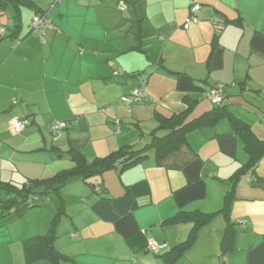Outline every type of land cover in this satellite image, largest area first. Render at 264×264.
<instances>
[{
  "label": "crops",
  "instance_id": "0c3cea01",
  "mask_svg": "<svg viewBox=\"0 0 264 264\" xmlns=\"http://www.w3.org/2000/svg\"><path fill=\"white\" fill-rule=\"evenodd\" d=\"M32 1L19 15L0 8V205L14 196L6 183L74 167L72 148L92 162L165 135L157 113L191 105V120L213 109L207 91L218 83L224 103L264 141V0ZM194 4L199 22L185 28ZM37 10L54 24L43 36L31 28ZM142 81L147 97L123 102ZM23 117L29 125L15 133L13 119ZM56 120L67 123L57 135ZM187 139L159 161L151 149L129 168L74 178L20 215L0 211V264H264V153L234 182L250 154L228 119ZM231 189L229 215L217 214L171 260L193 223L169 219L217 212ZM62 200L54 259L43 236ZM228 225L232 248L224 251ZM150 239L164 244L160 252L147 249Z\"/></svg>",
  "mask_w": 264,
  "mask_h": 264
},
{
  "label": "trees",
  "instance_id": "16d2710c",
  "mask_svg": "<svg viewBox=\"0 0 264 264\" xmlns=\"http://www.w3.org/2000/svg\"><path fill=\"white\" fill-rule=\"evenodd\" d=\"M121 1L125 2V0ZM9 5H12L16 10V13L19 15L22 6H34L35 4L32 0H0V8H6ZM41 12L44 11L37 10L36 13ZM224 102L225 99L222 103L214 104L215 107L213 109L208 110L202 115L191 120H187L189 113L191 112V105L188 109L178 114H173L170 117H165L157 113L156 118L160 121V127L167 130V132L162 136L153 133L151 141L146 146L139 149H136L133 145H125L105 157H98L92 162H88L83 151L72 148L69 150V153L71 160L75 164L74 167L62 170L51 178L30 180L22 186L6 183L4 187L13 192L14 196L0 205V211L3 213L14 208L17 215H20L36 201V198L58 191L70 180L77 177L87 179L95 174L103 173L118 166L123 169L129 168L144 160L148 156V152L151 149H154L156 159L159 161L178 150L181 146L187 144L188 133L206 126H213L222 119L229 120L234 131L240 134L244 140L245 149L250 154L248 164L239 169V171L232 176V179L236 182L241 172L246 169L254 168L260 161L264 153V141L257 137L252 130L251 125L247 121L236 116ZM232 200L233 190L231 189L225 196L224 207L217 212L206 213L200 210H181L171 217L169 219L170 223H177L181 221H191L193 223L189 237L171 250L170 253H173V258L171 260H176V258L189 249L197 239L200 229L208 224L217 214L223 213L225 216H228ZM63 212L64 206L62 200L60 205L57 207L49 232L43 236L46 253L54 259L57 257V250H55L53 246V241L57 237V223ZM232 241L233 237L228 225L222 241V250L227 251L232 248Z\"/></svg>",
  "mask_w": 264,
  "mask_h": 264
},
{
  "label": "built area",
  "instance_id": "2783aa9c",
  "mask_svg": "<svg viewBox=\"0 0 264 264\" xmlns=\"http://www.w3.org/2000/svg\"><path fill=\"white\" fill-rule=\"evenodd\" d=\"M59 1V0H58ZM121 7H124L125 2L120 1L119 2ZM200 9L199 4H195L192 7V14L186 19V22L184 24L185 28H188L191 23H198L199 18L196 15V12ZM54 24L49 17L48 12H41L36 13L31 21V28L32 31L38 34L39 36H43L45 31L48 28H53ZM4 28L0 29V37L4 35ZM20 41H17L16 44L18 45ZM115 74H122V71H116ZM224 87L225 84L218 83L215 86L210 87V89L207 91V97L214 103L219 104L222 103L225 99L224 95ZM146 83L145 81H142L140 86L135 88L131 93L123 95L122 101L126 103L134 102V101H140L143 98L147 97L146 93ZM29 125V119L28 118H14L13 119V130L15 133L22 132L27 126ZM67 126V123L64 120H56L50 124V130L53 134H58ZM164 247V244H159L153 239H150L147 241V249L151 250L155 253L160 252V250Z\"/></svg>",
  "mask_w": 264,
  "mask_h": 264
},
{
  "label": "rangeland",
  "instance_id": "374dc122",
  "mask_svg": "<svg viewBox=\"0 0 264 264\" xmlns=\"http://www.w3.org/2000/svg\"><path fill=\"white\" fill-rule=\"evenodd\" d=\"M51 195L54 196L55 194L53 193V194H48V195H43V196H41L40 199H39V202L43 203V201H46L47 199H49V197H50ZM35 202H36V201H35ZM33 203H34V202H33ZM36 204H38V202H37Z\"/></svg>",
  "mask_w": 264,
  "mask_h": 264
}]
</instances>
